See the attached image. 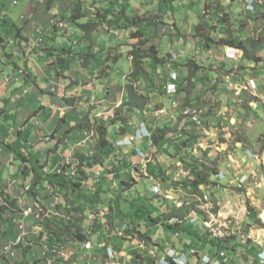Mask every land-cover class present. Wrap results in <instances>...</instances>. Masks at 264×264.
I'll return each instance as SVG.
<instances>
[{
  "label": "crops",
  "instance_id": "1",
  "mask_svg": "<svg viewBox=\"0 0 264 264\" xmlns=\"http://www.w3.org/2000/svg\"><path fill=\"white\" fill-rule=\"evenodd\" d=\"M23 1L25 3V7L23 12L20 14L24 15L25 18H19V24L16 26H10V23L8 22L9 18L7 20L5 18L2 22L0 21V38L6 37L8 35V38L14 37V44L19 46L20 50V56L17 58L12 57L13 64L8 63V61L5 60V57H3L4 59L0 58V62L2 63L0 65V139L3 140L0 141L1 180L6 179L7 181L9 178L16 175L18 167L22 162L18 152H21L26 157L30 158L47 157L50 160L49 162L51 167L62 161L65 157H75L76 153L89 154L93 150L94 140L85 142L81 135L84 129L82 127H73L88 113V116L93 118L101 111H103L107 116L110 115L113 117L115 109V113L118 114H127L129 111L133 112L137 111V109L149 111L148 109L152 108L149 102L150 98H153V102L156 104L155 112L152 114H156V112L161 110L167 111L169 113L174 110L170 105L171 96L166 95L162 90L168 75V70L164 64H154L148 74L139 80V86L137 88H133L136 91V94H138V96L141 98V101L138 103H141L142 101L145 102L143 107L125 104L126 102L131 101L128 90L129 84L126 79L129 71L124 74V82L121 84V86L119 84L113 86L105 82L110 75L112 67L119 61L121 55L115 62H104L103 58L99 61H93L92 68L82 66L81 61L78 59L68 62L67 68H60L58 61H52L53 59L51 58L52 56L50 57V53H57L59 48L64 45L78 44L80 32L76 31L75 26H70V24H68V26H66L64 29L51 26V14L54 15L56 13L54 9L50 10V13H48L46 12L44 5H39L40 2L37 0ZM94 1L97 2L99 0ZM170 1L171 0H130V4L137 6L136 8L133 7V11L137 12L138 14H142L147 10L151 12L153 16L154 13H158V15H156V21L154 20L156 23L151 24L154 25L153 28L149 27L148 34H143L149 39L150 44H153L158 48L160 56L163 57L169 49L175 48L174 43L178 42V44H180V47L175 48L178 52V60H176L172 66V69L178 71L181 75V79L179 80L180 89L177 92V96L182 103V107L194 106V104H196L198 101L197 97L199 96L197 93L192 91L193 86H195V79L197 78L198 81H205L206 79H209V81L211 80V82L213 81L215 73L211 69L209 70L207 68L212 66L211 63L214 64L215 62H218L216 53L219 52L215 51L213 47V45H217L215 43H212V46L211 44L207 45L204 50L197 47L198 50L195 51L196 47L194 46V43L196 42L199 44L198 40H190L193 39L192 36H190L189 39L188 37L182 39V36H180L188 33L191 35L195 34V25L202 18L201 15L204 12L205 0H202L201 11H199L200 8L194 5L196 2L195 0H189L187 3H182L181 7H179L180 4L174 5ZM193 1L194 4L192 5ZM174 2H176V0H174ZM221 2H226L228 5L226 10L229 12V17L231 22L234 24V27H239V25H242L241 22L249 21L254 23V17L253 20H248L250 14H248L246 11H243V5L241 1L234 0L230 3L229 0H221ZM103 6L108 7L109 5L106 2V4ZM64 14H66L68 17L69 12H65L63 15ZM59 16L62 17L61 15ZM166 24H173L178 32L177 35H174L175 37H173L174 41L172 40V44L170 41L172 36H165L169 34H162L161 29ZM193 27L194 30L192 31ZM237 29L242 33L240 36L243 40L246 41L248 37H251L250 34L246 35V32L243 28ZM216 33V31L212 30L211 36H215ZM257 36V38H253H260L261 42L264 43L263 35ZM151 37L154 40H152ZM106 40H108L107 35L97 37V34H94V42L92 43V46L90 45L88 48L84 44L81 48L83 50L97 49L102 47L104 45L103 42L105 43ZM156 40H158V42H156ZM163 40H165L164 44H166V49L164 52H161L160 47ZM120 42L121 41L116 42V39L112 38V41H109V44L111 45ZM127 47V45H123L119 52L127 51ZM220 47H222L224 51V47L226 46L221 45ZM10 48L7 47L4 49V51L10 54ZM260 50L261 51L259 53L264 55L263 45H261ZM4 51L0 46V53ZM185 51H187V53ZM189 52L190 54L197 53L198 56L189 55ZM189 60H194L199 65L198 70L195 72V75L190 81L186 79L189 71L185 65ZM246 64H248V62H245V60L242 59L240 66L244 67ZM13 66H16L17 71L14 72L15 78L9 82L7 76L11 75V68ZM225 66L227 68L228 65L225 64ZM103 68L106 69L105 72H103ZM254 72L257 74L254 75L252 72L251 75L254 76L255 82L257 83L258 81L259 83H263L264 75L262 73V69H256ZM241 74H243L242 71ZM6 80H8V82L5 83L4 81ZM182 81L184 82L182 83ZM66 97L70 98L69 101H73L72 105L65 103L64 99ZM175 111L178 112L179 109H175ZM153 117L159 121V119L165 116L156 115ZM123 118L125 117H114L113 120H116L115 124L119 123L120 127L121 124L124 123L130 128V125H128V119L125 118L126 120L123 121ZM176 118L180 120L177 122L180 123V126H182V122L184 121L183 125H185L186 128L184 135H188V133H190L193 136L192 133L194 132L193 129L195 128L192 127L191 131L188 130L185 117L178 115ZM207 119L208 114L205 109V120ZM168 121H170V119H168ZM111 127L112 128H109V135L110 137L112 136V139H114V132L112 133L110 131L112 129L114 130L115 128H113V125ZM134 128L135 127H133V129ZM195 131L197 134L196 129ZM182 132L183 131H181V133ZM196 134H194L196 141L206 140L204 137L200 138L198 134ZM47 135H51V137L54 138V141L46 142L45 137H47ZM192 142L194 143V140ZM147 143L148 142L145 139L143 142H136L135 145L143 146ZM199 144L200 146L202 145L201 143ZM10 147L18 152L14 153ZM124 149H128L130 151L132 148ZM244 149L249 148L243 144L240 147L238 146L237 149L234 150L232 158L235 159V156L242 154ZM73 151H75L74 155H72ZM48 155L50 157H48ZM263 157L264 156L262 155L260 161L253 160L254 162H251V166L245 168L246 174L241 173V175H247L249 177L250 174V176H256L257 167L255 163L259 162L264 165ZM118 159L121 160L120 157ZM261 160L263 162H261ZM12 161L13 164H11ZM107 161L111 166V162L109 160ZM218 163L219 161H217V164ZM228 163L229 161L225 162L227 166L226 169H223L222 167L221 169L219 168L220 171L225 173V179L220 180L216 176L217 174L214 175L212 180L216 181L217 184L209 185L205 188L204 186H201L200 188L203 189V193L205 192L210 196V198H212V196L218 197L217 191H220L221 188H223V191H225L227 188L231 189L232 186H237L238 188L248 186L246 187L245 193L243 194V198H246L247 196L248 199H252L251 204H254L253 207L258 208V206L261 205V202L264 203V190L263 192L258 190V198L252 196V193L254 192L255 188L261 184L257 183L256 186L253 187L254 183L248 182L250 177L248 178V181L241 186L237 185L238 182L236 180L231 182V179L234 178L236 173L234 165L228 167ZM132 166H136L135 163H132ZM124 171V167L122 169L120 168L119 176L123 179H126L124 177ZM100 178L101 177L98 179ZM19 181L21 184L22 181H25V179L20 177ZM113 181L115 182L114 179ZM234 183L235 185H233ZM262 184H264V182H262ZM169 190L176 191V189H171V187ZM173 193L176 194V192ZM23 195L26 197L27 201L31 199L26 193H24V191ZM42 200L44 201V204L46 203L45 200L50 202V204L53 202L51 197H47L46 199L42 198ZM58 202L61 203L62 198L57 200V203ZM216 204L218 206L221 205L219 201ZM155 210L157 213L163 212L161 206L156 207ZM263 210L264 208L261 207L259 217L264 223V219L261 217ZM230 212L231 210L224 213L220 208L217 213H212L214 216L220 214L226 217L225 215L231 214ZM203 213L205 212L203 211ZM203 213L198 214L191 211L186 218L180 220L178 223L182 224V227L186 228L185 230H181L180 228L176 227H169L167 225L164 226L165 224L163 225L161 222L153 223V226L159 230L161 234L163 232L165 235L168 233L170 234L169 240H152L155 242L154 248L160 249L162 246L163 249H167L171 247L176 251L184 253L189 249L194 248L198 251L199 256H217V248L209 242L208 237L205 238L204 236L205 232L210 234L211 231L206 230L207 228L204 229L205 227L202 225V219L204 218ZM238 213L239 212L236 210L232 215L234 218L239 220L238 223L235 221L238 229L237 233H233L235 237H232L228 234L232 232V229H234L229 224L227 227H219L221 230H224L221 231V234L211 233L210 235L212 237H222L226 242H228V245H235V248L233 249L229 248L224 250L226 253L225 261H223L225 262L224 264H258L257 254L264 250V229L253 223V219L249 212L248 214L244 215L243 211V216L237 215ZM259 217L257 215V218ZM226 219L228 218H225L224 222H226ZM168 222L174 226V223H176L177 220H168ZM9 229L10 228L6 229V236H8ZM99 245L100 244H92V247L100 248ZM82 246H85V244L82 243ZM130 248L131 247H128V244L126 245L124 243V253L127 254L126 257L128 258H130V254L128 253ZM94 250L97 254L100 253L102 255L101 249ZM97 251H99V253ZM199 256L190 257L189 264H199ZM119 258H121L122 261H119ZM119 258H116L117 260H115L119 263L127 264V260H123L122 257Z\"/></svg>",
  "mask_w": 264,
  "mask_h": 264
},
{
  "label": "rangeland",
  "instance_id": "2",
  "mask_svg": "<svg viewBox=\"0 0 264 264\" xmlns=\"http://www.w3.org/2000/svg\"><path fill=\"white\" fill-rule=\"evenodd\" d=\"M14 0H0V16L5 17L6 20L8 19V22L10 23V26H16L19 21V18L23 12V9L25 7V3L23 0H17L18 3L14 4ZM36 1V0H34ZM39 5H44L46 8V12L50 13V10L54 9L56 13H58L61 16H64L65 18L67 17L66 14L63 15L65 12L71 11V9L77 5L80 4L82 6V12L84 13V17L86 18H91L93 19L96 16L97 9L95 7V4H97L94 0H77L78 3L73 6L69 0H43L41 2L40 0H37ZM97 1V0H96ZM116 2H119V0H114ZM124 3V8L127 9V11L131 14V16L137 17V21L135 22L137 26L141 27V30L143 33L148 34L149 27L153 28L154 25H151L153 21H149V19L155 20L156 21V15L158 13H154V16L149 12L148 10L143 12L142 14H138L137 12L133 11L134 4H130V0H120ZM192 3L196 7L200 8L199 11H201V5H202V0H195ZM214 1V2H212ZM93 2L95 4H93ZM172 4L177 5L180 4L179 7H181L182 3H187L189 0H174L170 1ZM219 2L220 6H222L225 10L228 8V5L226 2H221V0H205V5H204V12L202 13L201 17H203V20H209L211 24L215 26L214 19L213 17H210V14L214 11L210 9V7L207 9V5H212L215 6ZM231 3V1H230ZM53 5V7H52ZM122 5V4H121ZM212 6V7H213ZM123 7V6H121ZM139 9H145V8H139ZM117 12H121V8H115ZM53 11V12H54ZM73 11V10H72ZM71 11V13H72ZM210 11V12H209ZM209 13L208 15H206ZM20 15V16H19ZM56 14L52 15L54 17ZM255 18V20H253ZM254 18L249 17V19H252L254 23L246 21V22H241L242 25H239V27L235 28H243L247 34H250V36L253 37H258L257 35H263L264 39V0H258V3L256 5V11L254 13ZM201 21V19H200ZM70 26H75L76 31L80 32V29L78 28L77 25H74L73 22H68ZM199 23V22H198ZM144 25V26H143ZM171 25V24H168ZM213 26V27H214ZM237 26V25H236ZM241 26V27H240ZM196 27V26H195ZM216 27V26H215ZM217 27H220L218 25ZM110 29L115 30L114 28L110 27L107 22L104 21L102 26L98 28V30L95 32L97 34V37L107 35L108 40L103 42V46L105 50L111 54V57L113 53L119 52V48H121L123 45H130L133 44L137 41V38H133L132 33L135 31V29H125V30H120L117 31L119 33V37L115 36V34H111L112 31ZM194 30V27L192 31ZM6 31V30H4ZM217 32V29L214 30ZM66 32V31H65ZM167 34L165 36H172V39L170 38L171 44L172 40L174 41L175 37L174 35H177V30L176 27L174 26V31L172 29H169L166 31ZM81 34V33H80ZM111 34V35H109ZM242 34L240 31H237V35ZM245 35V37H246ZM115 36V37H114ZM182 36V39L185 37L190 38L192 36L193 39L190 40H196L194 35L192 34H185V35H180ZM224 36V30H221L216 33L215 36L211 37H216L217 39H220L221 37ZM9 35L6 37H1L0 38V46L4 47V42L8 39ZM118 37V38H116ZM112 38L116 39V42L121 41L120 43H114V44H109V41H112ZM79 39V38H78ZM152 40H154L151 37ZM187 39V40H188ZM248 40V39H247ZM158 42V40H156ZM165 40L161 42V47L160 50L161 52H164L166 49V44ZM185 43V42H183ZM170 44V45H171ZM175 48L180 47V44L174 43ZM184 46V45H183ZM194 46L196 47L195 51H197V47L199 49H205L206 45L201 44V43H194ZM212 46V44H211ZM221 45H213L215 51H218L219 53H216L218 62H215L214 64L211 63V67L207 69H211L215 74L213 81H209V79H206L205 81H198V79H195V86H193L192 91L194 93H197L199 96L197 97L198 101L194 106L198 107H204L207 111L208 114V119L205 122V126L208 129H212V138L207 139L205 136H203L206 140H195V135L196 131L193 129V137L191 136V140H194V145H196L195 149L193 151L191 150L192 154L195 157L201 158L204 154L203 148L206 147L208 144V148L212 149L209 150L207 153L208 158H216L218 163V169L221 167L223 169H226V164L225 162L229 161L232 158V155L234 153L235 148V142L239 140L238 138L241 139V143L251 149L254 153L259 154V156H264V108L261 106L264 101V82L259 83L257 81L258 87V99L255 100V104L253 102H248L247 98L251 96L250 92L244 91L241 92L239 95H236L237 92L234 91V88H231L230 83L228 82L229 80L232 82H235V79L237 80V76L240 75L241 71L243 73L242 75V81L238 82L241 84L245 83V80L250 76V74L253 72L255 74L254 70L257 68L256 63H251L248 61V64H246L244 67L240 66V63L242 61L241 59V52L237 51L236 49H227L224 47V51ZM171 48V47H170ZM174 49V48H173ZM126 51L121 52V57L119 61L112 67L110 71L109 77L106 79L105 82L109 83L110 85H116L121 84L124 82L123 76L125 73L128 71H131L130 64H131V59L128 58V56L125 53ZM187 53V51H185ZM222 52V54H221ZM214 53V51H213ZM167 52L165 53V55ZM189 55H194L198 56L197 53L193 54L189 52ZM4 56L2 55V58ZM13 56L5 57V60L8 61V63L13 64L12 60ZM162 57V56H160ZM1 58V57H0ZM100 58V57H99ZM204 58V57H203ZM4 59V58H3ZM56 60L55 58H52ZM206 59V58H205ZM101 60V59H99ZM97 60V61H99ZM2 63L0 62V65ZM226 65L227 68H226ZM254 65V66H253ZM229 67V68H228ZM244 68V69H243ZM17 71L16 66H13L11 68V75H8L7 78L9 79V82L15 78L14 72ZM259 71V70H258ZM130 73V72H129ZM128 73L127 75V81H130V74ZM101 80V79H100ZM102 81V80H101ZM5 83L8 82V80L4 81ZM261 87V89H260ZM222 88V89H221ZM221 89V91H220ZM263 92V93H262ZM263 95V96H262ZM154 99L150 98L149 102L151 104V109L149 110V116L143 115L139 111H129L128 116L127 114H118L115 113L116 109L114 110V115L113 117L106 116L107 118L105 119V124H107V127L112 128L111 126L113 125L114 130L112 129L110 132H114L113 138L118 139L119 137L123 136V130L120 127V124L117 123L115 124L116 120H113L114 117L121 118L125 117L128 119V122L130 125V129L132 131L133 127L136 126V124L140 121H145L149 123L152 126L153 129L156 127H163L165 125L169 126H176L177 122L180 121L178 118H168V117H162L157 121L152 113L155 112V103L153 102ZM247 102V103H246ZM162 103V102H160ZM250 104L252 105H257L256 107H251ZM125 110V108H124ZM125 112V111H124ZM170 119V121H168ZM184 124V121L182 122V125ZM187 128L189 131L192 129V125L189 122H186ZM180 129V128H179ZM196 130L205 135L202 131L201 128H196ZM130 131V132H131ZM178 131V129H177ZM184 132L182 134L179 132H173L172 134L169 133V144H168V151H158L157 148L151 144V141L147 140V146H137L133 145V148L129 151L128 149H117L119 150L117 157L121 158V161H123L124 164H126L127 167L124 168V173H125V178L127 180L133 178L134 179V187L133 189L129 190L130 187L128 188V194H130L131 197H136V187L138 184H140V180H144L146 183L147 192H146V197H140L136 198L135 203L137 205H144L148 211L156 213V207L161 206L163 212H168L171 210L174 206L176 207L174 201L178 197L180 200L184 201L185 199H193L195 196H193L191 193H187L186 190L178 189L180 191H171L169 190L171 187V182L170 181H180L182 179H185L188 177V167L187 163L183 162L181 160L182 156H186V151H188V148H185L184 150L180 149L179 147H176L178 143L181 141L180 139H185ZM197 135V134H196ZM200 137V135H199ZM201 138V137H200ZM215 142H221L220 146L216 149H213L215 146ZM202 146H200V144ZM114 149V148H113ZM116 151V150H115ZM74 152H72V155H74ZM114 152V150H113ZM112 152V153H113ZM190 152V153H191ZM191 154V155H192ZM188 155V154H187ZM192 155V156H193ZM244 153L238 154V156H235L240 159V170L242 171V174L245 173V168L248 166H251L252 160L246 159V160H241L243 157ZM48 157H50L48 155ZM188 156H186L187 158ZM6 158V157H5ZM4 158V159H5ZM185 158V159H186ZM264 159V157H263ZM50 161L49 159H47ZM149 161V162H147ZM244 162L242 165L241 162ZM254 162V161H253ZM261 162H263L261 160ZM132 163H135L137 166V170L135 169V166H132ZM145 163H153L157 164V166H160L162 168V171L169 181H164V180H157L154 179L153 177H150L145 175L141 170L144 169ZM110 163L106 160L105 165L102 168H105V173H104V184L107 187L106 189H116L117 184L113 181L112 175L109 172H106V170L110 169ZM257 167V172L256 176L251 177L249 174V183L253 182V187L256 186L257 183H260L258 187L255 188L254 192L252 193V196H255L256 198L259 197V192H263L264 190V165L262 163H255ZM224 166V167H223ZM8 168V167H6ZM127 171V172H126ZM133 171V172H132ZM186 172V174L184 173ZM101 174L98 176L100 177ZM98 179V178H97ZM154 185H159L161 188V193H155L153 186ZM235 185V183L233 184ZM250 186V185H249ZM246 187L238 188L237 186H232V188H227L225 191H223V188L220 189V191H217L218 197L212 196L210 198L209 196V203L210 205H213L210 209L214 214L217 213V211L221 208L222 212H229L231 210V214L223 215L217 214V216L214 217L213 223L214 228H215V233L216 234H221V231H224L223 229L219 227H227L228 224L231 225L234 229H232V232L228 233L231 236H234L233 233H237V225L235 224V221H238L236 218H234L232 215L234 212L237 210L239 213L237 215L243 216V211L244 215L248 214L247 210V201H250V205L254 206V204H251L252 199L243 198V194L245 193ZM172 189V188H171ZM203 190V189H202ZM166 191L171 193L170 198L167 197ZM173 192H176V194H173ZM46 194H49L47 190H43L40 194V196L45 197ZM155 195H159L160 200L158 201L157 199L154 200L151 197H154ZM4 196L7 197V199H15L14 206H9V208L0 215V264H18L21 261V250L18 248L12 246V251L14 255H10L9 253L5 252L4 247L7 245H11V242L14 241V237L17 238L19 233L17 230V226L20 222L24 223L25 226V232L26 234L23 235L22 239H25L29 241L30 246L32 247V254L30 255L31 258H43V252L47 250V245H46V240L48 239L47 234L43 233V229L33 221L32 218L30 217H24L23 215V209L25 207H32L35 210L38 209H43L42 205L40 202L34 198L29 199V201L26 200V197L23 195V188L21 185L16 184L15 186H10L8 187L6 179H0V201L4 200ZM13 197V198H11ZM95 197V196H94ZM61 198V196H58V198L54 201H57ZM28 199V197H27ZM31 200V201H30ZM195 201L197 200V196L195 197ZM220 202L221 205L218 206L216 203ZM52 202V203H53ZM51 203V204H52ZM150 203H153V205H150ZM155 203V204H154ZM50 204V202H47L46 200V207L45 210H53V206ZM264 208V203L261 202V205L258 206V208H255L256 214L259 217L260 213V208ZM89 211H86V219H84L82 226L84 228V233L87 235V238L90 239L91 244L89 246H82L81 243L78 242H71L66 241L64 242L63 246L61 247L64 255V259H66V264H104V259L102 258V255L97 251L99 254L96 253L94 249H101V248H95L92 247V244H99V243H104L107 247L113 246V243L115 241H118L116 239H113L112 237L114 234L117 232V227H116V222L113 221V216L112 218L109 217V212L108 209L105 208L103 210H99L98 212L96 211V214L88 213ZM99 212H104L105 214L102 215L97 213ZM161 212V213H163ZM203 216L206 217V214L203 213ZM261 217L264 219V210L261 213ZM226 219V222H224V219ZM260 218V217H259ZM261 219V218H260ZM230 220V221H229ZM242 221V220H240ZM142 230L148 234L151 238V240L155 241H163L169 240L170 234H166L157 230L153 225V222L151 223H146L143 221V218L141 221H139ZM168 223V222H167ZM217 223V224H216ZM8 225H11V230L15 231L14 234L9 236H6L4 234V231L8 228ZM164 225V224H163ZM166 226V225H164ZM230 226V227H231ZM231 227V228H232ZM219 228L220 230H218ZM206 229V228H204ZM209 230V229H206ZM230 231V230H228ZM214 232L211 231L212 234ZM210 233V234H211ZM46 234V235H45ZM227 235V234H226ZM113 242V243H112ZM139 242L137 239H132L130 243L126 242L128 244V247L131 245V247L134 249H137L136 247H143L144 249L147 248L145 244H138ZM92 247V248H91ZM125 251H122L121 253L117 252V259L119 257H122L123 260H127V262L130 260V258L126 257ZM116 259V260H117ZM119 261H122L121 258H119Z\"/></svg>",
  "mask_w": 264,
  "mask_h": 264
},
{
  "label": "trees",
  "instance_id": "3",
  "mask_svg": "<svg viewBox=\"0 0 264 264\" xmlns=\"http://www.w3.org/2000/svg\"><path fill=\"white\" fill-rule=\"evenodd\" d=\"M106 2L109 5L108 7L103 6ZM96 3L97 4L93 2L97 9L96 16L93 19L84 17L85 15L81 9L82 6L80 4H75L76 6L70 14L68 20L73 22L80 29L81 34L78 44L64 45L59 48V50L57 49V53H50V57L52 56L51 58H55L56 61H58L60 68H67L68 62L75 59L80 60L82 66L88 68H92L93 61H97L102 58L104 62H115L119 59L121 52L113 53V57H111V54H109L104 47L88 50H83L81 48L84 44L88 48L90 45L92 46V43L94 42L93 35L98 28L102 26L104 21L116 31H120L121 29L127 30L130 28H136L132 33V36L133 38H137V41L130 45L126 44L128 46V50L125 52L128 57H131V76L134 79H141L146 76L154 64L158 65L164 63V58L160 57L158 48L149 43V39L144 36L140 27L135 23L137 21V17L131 16L127 9L124 8V3L122 1L119 0V2H116L114 0H99ZM207 6V9L210 7L211 11L212 9L214 10L210 14V17H213L212 19H214L216 27L211 24L209 20H203L202 17L201 21L195 25L194 37L199 43L206 46L212 43L217 45H229L233 48L241 50L244 60L254 63L264 62V55L259 53L261 51V45L264 46V43L261 42L260 38L254 39L252 37H248V40H243L240 35H237V31L239 30L234 27V24L228 17V13H226V10L220 6L219 2L215 6H213V4ZM115 8H121V12H117ZM208 14L209 13L206 15ZM249 16L254 17L253 14H250ZM4 19L5 17L0 16L1 22ZM149 21H153V24L156 23L152 19H149ZM218 25H220V28H217ZM216 29L217 32L224 30V37H221L220 39L211 37L212 30ZM118 50H120V48ZM7 56H11V54L7 53ZM185 65L189 71L186 79L190 81L195 75V72L198 70L199 65L194 60L187 61ZM105 71L106 69L103 68V72ZM183 82L184 81H182V83ZM128 88L131 101H128L125 104L143 107L145 102L142 101L141 103H138L141 101V98L138 94H136V91L132 88V86L128 85ZM69 99V97H66L64 101L66 104L72 105L73 101H69ZM88 114H86L73 127L93 128L97 132L98 137L91 154H75L77 163L73 167V170L67 168L68 166H63L60 173H55V171L52 170L45 171V158L26 157L23 153H19L10 147L14 153L18 152V155L21 158L22 162L18 167L16 175L25 179V182H23L22 185L24 188L26 184L30 185L26 194L29 197L38 200L43 207H46V203L44 204L42 198H52V195L61 196L62 202L56 203L55 207L60 212L65 213L69 218L58 219L53 216L45 218L41 223V226L44 231L43 233L47 234L48 239L46 240V245L50 252L44 258L33 259L30 256L32 254V247L30 246L29 241L22 239L18 245L21 250V261L18 264H48V259L51 260L50 264H66V259H64V257L57 256L52 252V250L55 249V247L63 246L64 242L69 240L71 242L78 243L88 240L82 226V223L86 218L85 214L87 210L90 213L96 214V211L98 212L99 210L107 208L109 217L112 218L113 216V221L117 224V232L112 238L118 241H115L114 243L112 242L113 246H105L101 249L103 259L107 257L108 248L112 249L116 253H121L125 250L124 243H130L132 238H136L140 242L144 241L147 248L154 247L155 242H153L150 236L142 230V226L139 222L142 220L141 218H143V221L146 223L161 222L169 227H176L181 230H185L186 228L182 227V224L178 223L180 220L186 218L191 211L198 214L203 213V211L198 208L199 202L195 201L196 196L201 197L203 195V190L200 189V185H203L205 188L209 185L217 184L216 181L212 180V176L218 171L217 159L207 157L208 151L212 149L207 148L201 158L195 157L191 152L192 145L194 144L191 140L192 135L190 134V136L189 134H186L187 136L185 135V139H180L181 141L178 145H176V147L180 146V149L184 150L189 146L188 151H186V156L188 157L186 158V156H182L181 158L183 162L187 163L188 177L180 181L170 182L171 188L176 190L183 188L187 191V193H191L195 197L190 200L185 199L181 207L174 206L168 212L164 211L163 213H153L148 211L144 205H137L135 203L136 198L146 197L148 187H146L145 181L140 180V184L136 187V197H131L130 194H128V191L130 189L132 190L134 187V179L131 178L127 180L119 176L120 168L122 169L127 166L122 163V161L116 157V153L113 152V143L110 139L108 127L103 123L92 121ZM122 120L125 121L126 119L123 118ZM121 128H123V134H126L131 130L124 123L121 124ZM179 131L180 133L181 131H186L185 125L180 126V123H177L174 127L169 125L156 127L151 134V144H153L158 151L167 152L170 141L168 137L169 133L171 134ZM238 139L241 140L240 138ZM0 141L3 140L0 139ZM214 144L215 146L213 149H216L220 146L221 142H215ZM106 160H109L112 166L111 170H107V172L112 175V179H114L117 184L116 189L113 190L106 189L104 180H102L104 179V176L97 179L93 174V169L104 165ZM11 164H13V161ZM135 169L137 170V167H135ZM95 170L96 169H94V172ZM146 173L147 177L150 176L157 180L162 179L164 181H169L166 179L162 168L157 166V164L147 163ZM45 183H49L54 186V193H50L51 195L46 194L45 197H43L40 196V194L42 190L46 189ZM126 187H130L129 190ZM151 198H154V200L157 199L158 201L160 200L159 195H155ZM4 201L9 205H14V201H8V199H5ZM150 205H153V203H150ZM8 208L9 207L5 204L0 205V215ZM247 210L253 219V223L264 229V223L261 219L257 218L255 208L251 206L248 201ZM174 219L177 220V222L174 223L173 226L172 224H169L168 220ZM120 231L122 232L121 234H119ZM14 233L15 231H9L10 235ZM127 236H130V238ZM204 236L205 238L208 237L209 242L217 248V256L220 252H223L226 256L224 250L235 248V245H228V242H226L222 237H212L208 232H205ZM129 247H131V245ZM136 248L137 249L131 247L129 249L128 253L130 254V260L127 264H156L155 259L147 255L146 249H142L139 246ZM160 251H164L162 246L160 247ZM223 259L224 258H222V261ZM224 263L225 262H223V264ZM169 264L173 263L170 262Z\"/></svg>",
  "mask_w": 264,
  "mask_h": 264
},
{
  "label": "built area",
  "instance_id": "4",
  "mask_svg": "<svg viewBox=\"0 0 264 264\" xmlns=\"http://www.w3.org/2000/svg\"><path fill=\"white\" fill-rule=\"evenodd\" d=\"M244 3V8L247 12L253 13L255 11L256 5L258 3V0H243ZM52 23L58 24L60 27L64 26V23L58 20H52ZM173 27L170 26V29H172ZM171 56L174 58L176 57V53L174 51H170ZM171 63L168 64V67L170 66ZM179 79V74H177L176 72H172L169 75L168 81L166 82V84L164 85L163 89L164 92H166L167 95L171 96L170 97V105L172 107V110L170 113L164 110H161L159 112H156V114H152L153 116H165L168 118H176L179 114L183 115L185 117V120L191 124H193V126H195L197 129L201 128L203 134L199 133L197 131L198 136L200 135V137L205 136L207 139H211L213 134H212V129H208L205 126V109L203 107H182V103L181 101L178 99L177 96V83L176 81ZM230 83L231 88H234V91L237 92L236 95H239L241 92L243 91H248L251 94H255V84L252 80L250 79H246L244 84L241 83H234L232 81H228ZM173 97V98H172ZM175 109H179V111H175ZM144 115H149L148 111H143ZM149 138L150 137V133L149 132H141L139 133L138 136H128L125 137L123 140H120L119 142H117L118 145L120 144H127V145H132V141L134 139H138V140H143L145 138ZM242 145V143L240 141L235 142V146L236 147H240ZM202 146V145H201ZM208 144L206 145L205 148L203 149H207L208 148ZM196 145L193 144L192 150L195 149ZM244 155L241 158V160H246V159H250V160H254V161H260L261 156H259V154L254 153L252 150L250 149H244L243 151ZM70 161L71 158H66L65 163L63 164H67L70 165ZM241 162V164L243 165L244 162ZM149 162V161H147ZM235 168V173L236 175L234 176L233 179H231L232 181H237V185L241 186L243 184H245L248 181V176L247 175H241L242 171L240 170V159L235 157V159L231 158L229 160L228 163V167L233 166ZM144 171L146 170V165H144ZM55 170L59 171L61 170V167H56ZM186 174V172H184ZM100 170H96L95 171V177H98L100 175ZM217 176L219 177V179H223L225 178V173L223 171H218ZM154 191H159V187L157 185L154 186ZM166 195L168 198H170L171 193L166 192ZM198 200L201 202L200 208L203 209L208 216H206L205 218L202 219V225L209 229L210 231L214 232L215 228L213 227L215 223H213L214 220V215L213 213L210 211V209H212V205H210V203H208V196L207 195H203L201 198H198ZM175 204L177 207L182 206L183 202L178 198L175 199ZM34 212L32 211V209L29 207L24 211V215L25 216H30L33 215ZM47 216L48 214H44V216ZM43 217V214L41 213H37L35 214V219L36 220H40ZM227 223V222H225ZM19 229L21 230L22 233H24V223L20 222L18 225ZM218 230H220L219 228H217ZM122 232L120 231L119 234H121ZM214 234H216L214 232ZM130 238V236H127ZM20 238L17 239V242L19 241ZM138 244H145L143 241H138ZM91 244L90 241H86L85 242V246H89ZM102 246H104V244H100L99 247L101 248ZM143 248V247H141ZM6 249H8V247H6ZM144 249V248H143ZM147 251V255H149L150 257H152L153 259H155L156 264H169L170 262H172L173 264H189L190 261V257H196L199 256L198 255V251L196 249H189L187 252H179L176 251L174 249H172L171 247L167 248L164 252L158 253L157 249L155 248H145ZM56 251V250H55ZM57 256H61L63 257L64 253L62 251V249H58L56 252ZM109 258L110 260L115 258V254L113 252L109 251ZM225 261V254L223 252H220L219 255L215 258H212L209 255H202L199 256V264H223V261ZM257 260H258V264H264V250L260 251L257 254ZM107 264H119L117 262H109Z\"/></svg>",
  "mask_w": 264,
  "mask_h": 264
},
{
  "label": "clouds",
  "instance_id": "5",
  "mask_svg": "<svg viewBox=\"0 0 264 264\" xmlns=\"http://www.w3.org/2000/svg\"><path fill=\"white\" fill-rule=\"evenodd\" d=\"M41 2H43V0H40ZM47 1H49V0H47ZM70 2H71V4L73 5V6H75V4L78 2L77 0H69ZM229 1H234V0H229ZM236 1H241V3H242V5H243V11H246L245 10V8H244V3H243V0H236ZM13 3L14 4H17L18 3V1L17 0H14L13 1ZM73 10V8L71 9V11ZM71 11H70V13H69V15H68V17H64V16H62V17H60L59 16V14L58 13H55L56 15L54 16V17H52L51 19H50V25L51 26H53V27H57V28H59V29H64V28H66V26H68V22H71V21H69L68 19H69V17H70V14H71ZM255 11H256V8H255ZM255 11L253 12V13H250V12H247L248 14H254L255 13ZM226 13H228V17H229V12H227V10H226ZM21 19H24L25 17H24V15H21V17H20ZM230 18V17H229ZM52 20H58V21H61V22H63L64 23V26L63 27H60L58 24H55V23H52ZM74 24V23H73ZM75 25V24H74ZM170 26H172L173 28H172V30L174 31V25L173 24H171V25H168V24H166V25H164L163 27H162V34H167L166 33V31L167 30H169L170 29ZM110 31H112V33L111 34H115V36H119V33L116 31V30H113V29H110ZM11 48H10V47ZM224 46H226L225 48H227V49H236V48H233V47H231V46H229V45H224ZM10 48V51H9V53L11 54V56H13V57H15V58H17L18 56H20V50H19V46H17V45H15L14 44V37H10V38H8L5 42H4V47H1L2 49H3V51H4V49H6V48ZM237 51H239V52H241V54H243L242 53V51L241 50H239V49H236ZM170 51H174L175 53H176V57H172L171 56V53H170ZM2 55L4 56V57H6L7 56V52H2V53H0V57L2 58ZM10 57V56H9ZM242 57V56H241ZM129 58V57H128ZM163 58H164V66H166V68H167V70H168V75H167V79H166V81H165V83H164V85L166 84V82L168 81V78H169V75L172 73V72H176L177 74H179V79L176 81V83H177V92L179 91V89H180V84H179V80L181 79V75H180V73L178 72V71H176V70H174V69H172V66L174 65V63H175V61L176 60H178V52H177V49H169L168 51H167V54L166 55H164L163 56ZM129 59H131V57L129 58ZM242 59H243V57H242ZM245 61H248V60H245ZM248 62H251V61H248ZM169 63H171L170 64V66L168 67V64ZM251 63H253L254 64V62H251ZM256 64H258L257 65V68L258 69H262V73H263V75H264V62H260V63H256ZM131 65V64H130ZM254 66V65H253ZM130 68H131V66H130ZM255 70H256V68H255ZM130 73V76H131V71H129ZM255 74H257L256 72H255ZM254 74V75H255ZM128 75V74H127ZM242 75L243 74H241L240 73V75H238L237 76V80L235 79V82L234 83H238V82H241L242 81ZM126 79H127V76H126ZM130 79V81H128V84L130 85V86H132V88H137L138 86H139V84H140V79H134L132 76L129 78ZM247 79H250V80H252L253 82H254V84H255V94H251V96H249L248 98H247V101L250 103V102H253V104H255L254 102H255V100H257L258 99V93H257V83L255 82V80H254V76L253 75H251L250 74V76L247 78ZM236 81H238V82H236ZM164 85H163V87H164ZM163 87H162V90L164 91V89H163ZM244 92V91H243ZM165 94H166V92H164ZM167 95V94H166ZM178 95V94H177ZM262 105V107L264 108V101H263V103H261ZM182 106V105H181ZM250 106L251 107H256L257 105H252V104H250ZM184 107H187V106H184ZM189 107H196V106H189ZM137 111H139L140 113H142L143 114V111H145V110H140V109H137ZM149 112V111H148ZM144 115V114H143ZM180 115V114H179ZM107 115L103 112V111H101L99 114H97V115H95L93 118H91L92 119V121H96L97 123H103L105 126H107V124H105V119L107 118L106 117ZM146 116H149V115H146ZM183 116V115H182ZM264 117V116H263ZM264 119V118H263ZM191 124V123H190ZM192 125V127L193 128H195L196 129V127L195 126H193V124H191ZM83 131H82V138L84 139V141L85 142H87V141H90V140H94V146H93V149H94V147H95V144H96V140H97V137H98V135H97V132L95 131V129H93V128H90V127H83ZM154 129L152 128V126H151V124H150V121H149V123H147V122H145V121H140V122H138L137 124H136V126H135V128L133 129V132L131 131H129L128 133H126V134H123V136H121V137H119L118 139H112V136L110 137V139H111V141H112V143H113V150H114V152L116 153V156H117V154H118V152H119V150H117V149H124V148H133V145H135V143L136 142H138V141H141V142H143L145 139L146 140H149L150 141V138H151V134H152V131H153ZM108 131H109V127H108ZM149 132L150 133V137L149 138H145V139H143V140H138V139H134L133 141H132V145H127V144H120V145H118L117 144V142H119L120 140H123L125 137H128V136H138L139 135V133H141V132ZM193 134V133H192ZM45 140H46V142H48V141H54V138H52L51 137V135H47V137H45ZM237 141H240L241 142V140H237ZM236 141V142H237ZM192 147H193V145H192ZM235 149H237V148H235ZM116 150V151H115ZM207 149H204V151H206ZM251 150V149H250ZM193 151V150H192ZM93 152V150L89 153V154H91ZM45 159H46V166L44 167V170L45 171H50V170H52V171H55V173H60L61 172V170H62V167L63 166H65V167H67V168H69L70 170H73V167L76 165V163H77V160L75 159V157L74 156H69V157H65V158H63V160L62 161H60L59 163H57L56 165H54V166H52L51 167V165H50V162L47 160V158L46 157H44ZM66 158H71V161H70V165H65V164H63V163H65V160H66ZM145 165H147V163H145ZM61 167V170H60V172L59 171H57V170H55V168L56 167ZM104 165H102L101 167H96V170H100V173H101V176L100 177H103V175H104V173H105V168H102ZM135 167H137V166H135ZM111 168H112V166H110V169L109 170H111ZM95 170V171H96ZM145 175H147V173H146V170L144 171V169H142L141 170ZM218 171H219V169H218ZM218 171H217V173H218ZM106 172H107V170H106ZM216 173V174H217ZM72 174V173H71ZM70 174V175H71ZM93 174H94V177H95V172L93 171ZM216 174H214V175H216ZM213 175V176H214ZM212 176V177H213ZM217 176V175H216ZM218 177V176H217ZM19 178H20V176H18V175H15V176H13V177H11V178H9L6 182H7V185H8V187H10V186H15L16 184H20V181H19ZM96 178H99V177H96ZM219 178V177H218ZM225 178H223V179H220V180H224ZM25 182V181H24ZM21 186L23 185V181H22V183L20 184ZM45 187H46V189L45 190H47L48 192H49V195H51L52 193H54V186H52L51 184H49V183H45ZM155 186V185H154ZM154 186H153V188H154ZM158 187H159V185H157ZM201 186H203V185H200V187ZM29 187H30V185L29 184H26V186H25V188H24V186H22V188H23V191H24V193H26L27 192V190L29 189ZM201 189V188H200ZM43 191V190H42ZM41 191V192H42ZM176 191H180V190H176ZM162 191H161V188L159 187V191H156L155 193H161ZM166 192H168V191H166ZM51 193V194H50ZM173 194H175V193H173ZM203 195H207L205 192L203 193ZM202 195V196H203ZM201 196V197H202ZM208 196V195H207ZM5 198H4V200L5 199H7V197L6 196H4ZM200 196H197V200H198V198H201ZM30 198H32V197H30ZM58 198V196H56V195H52V199L53 200H56ZM179 198V197H178ZM177 198V199H178ZM180 199V198H179ZM4 200H2V201H0V205H3V204H5L6 206H10L9 204H7V202H5ZM7 201V200H6ZM8 201H14L15 202V199L13 200V199H9ZM182 201V200H181ZM183 202V201H182ZM198 202H199V205H198V208L199 209H201L200 208V205H201V202L198 200ZM210 201H209V196H208V203H209ZM16 203V202H15ZM56 203H57V201H54L53 202V204H52V206H53V210H45V207L43 208V209H38V210H35V209H33L32 207H30L31 209H32V211L34 212V214L33 215H30V216H25L24 215V211L27 209V208H29L28 206L27 207H25L24 209H23V215H24V217H31L32 219H33V221L35 222V223H37L41 228H42V226H41V223L43 222V220L45 219V218H50V217H55V218H58V219H69L68 218V216L65 214V213H63V212H60L59 210H57L56 209V207H55V205H56ZM175 203V202H174ZM176 205V204H175ZM183 205V204H182ZM11 206H14V205H11ZM43 207V206H42ZM177 207V206H176ZM181 207V206H180ZM202 211H204L203 209H201ZM205 212V211H204ZM37 213H41V214H43V217L40 219V220H36L35 219V214H37ZM88 213H90V212H88ZM101 213H103V215L105 214L104 212H99L97 215H99V214H101ZM44 214H48L47 216L45 215L44 216ZM87 214V213H86ZM85 214V215H86ZM92 214H94V213H92ZM205 214H206V216L208 215L206 212H205ZM87 216V215H86ZM87 218V217H86ZM85 218V219H86ZM205 218V217H204ZM19 225V224H18ZM8 228H10L9 229V231L11 230V225H8ZM7 228V229H8ZM43 229V228H42ZM17 230H18V233H19V235H18V237L17 238H14V241L13 242H11V245H7V246H5L4 247V250H5V252H7V253H9L11 256L12 255H14V253H13V251H12V246H14V247H16V248H18L19 250H20V248L18 247V245L20 244V242L22 241V237H23V235L24 234H26V232H25V226H24V233H22L21 232V230L19 229V227L17 226ZM5 232H6V230L4 231V234H5ZM6 235V234H5ZM8 236H9V233H8ZM18 238H20L19 239V241L17 242V239ZM132 239H136V238H132ZM86 241H90V239H88V240H85V241H83V242H80L81 244L83 243V244H85V242ZM138 241V240H137ZM144 242V241H143ZM99 244H104V243H99ZM106 245H104V246H102L101 247V249L103 248V247H105ZM6 247H8V249H6ZM62 247V246H61ZM61 247H55V249H53L52 250V252L53 253H55L58 249H61ZM147 247V246H146ZM141 248V247H140ZM151 248H154V247H151ZM143 249V248H142ZM149 249V248H148ZM156 249V248H155ZM56 250V251H55ZM164 251L166 250V249H163ZM109 251L110 252H113L114 254H115V258L114 259H112V260H110V258H109ZM164 251H160V249H157V252L158 253H161V252H164ZM50 251H49V249H48V247H47V250L45 251V252H43V258L44 257H46L47 255H48V253H49ZM180 252V251H179ZM56 254V253H55ZM116 257H117V254H116V252L115 251H113L112 249H110V248H108V254H107V257L106 258H104V264H107V263H109V262H112V261H114V262H117L115 259H116ZM212 257H217V256H212ZM51 263V260L50 259H48V264H50ZM117 263H119V262H117ZM119 264H122V263H119Z\"/></svg>",
  "mask_w": 264,
  "mask_h": 264
}]
</instances>
